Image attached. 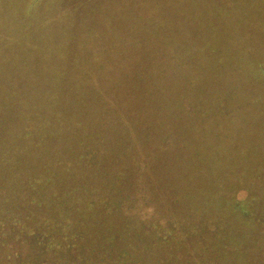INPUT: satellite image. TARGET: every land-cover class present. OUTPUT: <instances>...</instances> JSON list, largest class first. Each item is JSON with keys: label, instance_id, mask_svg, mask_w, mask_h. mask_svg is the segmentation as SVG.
Segmentation results:
<instances>
[{"label": "trees", "instance_id": "trees-1", "mask_svg": "<svg viewBox=\"0 0 264 264\" xmlns=\"http://www.w3.org/2000/svg\"><path fill=\"white\" fill-rule=\"evenodd\" d=\"M173 22L193 32L184 19ZM19 73H10L14 83ZM0 74L9 78L1 65ZM28 75L22 82L29 86L6 89L9 96L0 90V264H225L219 244L239 264L247 245L261 247L264 191L236 198L245 184L264 189V164L243 136L250 104L219 96L225 88L195 103L186 101L190 87L169 104L150 91L164 141L139 137L144 159L124 166L101 121L97 131L83 130L49 86L32 100ZM22 117L30 118L24 130L9 128ZM134 119L128 130L137 139ZM171 152L186 185L167 168ZM150 164L186 204L170 196Z\"/></svg>", "mask_w": 264, "mask_h": 264}, {"label": "rangeland", "instance_id": "rangeland-1", "mask_svg": "<svg viewBox=\"0 0 264 264\" xmlns=\"http://www.w3.org/2000/svg\"><path fill=\"white\" fill-rule=\"evenodd\" d=\"M175 18L193 32L188 36ZM191 42L201 48L195 52ZM0 65L7 78L21 72L15 83L0 74L5 96L6 89L29 86L22 81L31 74L32 100L49 86L83 130L97 131L101 121L124 166L144 159L139 137L164 141L150 91L158 90L156 100L169 104L190 87L186 101L195 103L225 88L219 96L228 92L251 105L243 136L264 164V0H0ZM134 118L142 133L138 140L128 130ZM29 121H8L9 128L24 130ZM167 160L186 185L173 152ZM161 170L149 165L170 196L186 204ZM258 190L264 191L245 184L236 198ZM189 208L204 217L194 204ZM140 215L150 218L151 212ZM260 244L247 245L239 264H264V240ZM218 248L225 264L232 263L231 249Z\"/></svg>", "mask_w": 264, "mask_h": 264}]
</instances>
